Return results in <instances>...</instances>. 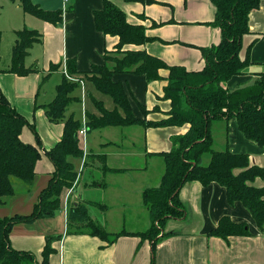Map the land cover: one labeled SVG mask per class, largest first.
<instances>
[{
  "label": "crops",
  "instance_id": "crops-1",
  "mask_svg": "<svg viewBox=\"0 0 264 264\" xmlns=\"http://www.w3.org/2000/svg\"><path fill=\"white\" fill-rule=\"evenodd\" d=\"M110 1L125 14L128 24L143 26L150 39L142 46H126L123 50H144L168 66L200 72L205 66L203 49L215 47L221 41L220 29L212 24L216 9L211 0ZM35 3L46 11H62V22L53 25L41 21L25 14L18 2L0 0V12H5L3 26H0V64L2 56L8 55L7 64L0 66V91L34 128L39 142L30 126L22 129L21 141L33 146L39 143L41 148L32 187L25 192L24 185L17 183L15 194L0 206V218L30 215L40 192L50 180L54 169L44 151L59 142L63 124L49 122L43 106L53 100L66 61L74 60L76 70L86 73L92 66L101 65L104 52L113 51L118 43L117 37L105 36L95 28L93 14L102 8L103 0H69L66 6L63 0H35ZM248 24L249 33L242 37L239 56H247L250 65L226 82L229 91L250 87L259 80V74H264V0L249 14ZM23 28L36 30L42 35V42L33 45L25 59L26 68L36 66L40 72L19 77L6 71L11 65L15 32ZM51 65L60 67L40 86ZM159 76L161 79L152 82H145L142 76L132 74L113 76L114 82L124 86L136 119L159 122L166 118L171 105L162 97L168 72L162 70ZM96 92L85 81L84 92H77L81 103L71 104L67 111V116L73 114L75 119L82 121L81 130L85 128L78 136L83 157L72 160L77 171L76 181L71 188L62 191L59 210L68 218L69 208L66 210L65 204L68 198L71 204H84L91 220L106 233L125 232L127 235L120 236L111 245L98 237L69 235L67 228L59 236H52L49 230L37 228L38 225L42 228V223L48 220L40 218L11 229V248L31 253L35 264L42 262L46 237L59 238L51 245L54 253L49 256L48 264H150L152 258L153 264H264V226L259 229L240 202L228 204L225 189L217 183L202 186L198 182H189L181 188L178 196L185 208V217L166 222L163 233L169 236L155 245L152 255L151 243L136 236L150 227L142 194L146 189L159 186L165 172L164 160L159 155L169 152L173 148V139L184 135L189 125L163 128L109 126L88 132L84 112L97 114L92 100L105 105L101 94ZM84 93L86 99L81 97ZM111 107L106 109H114V105ZM211 135L213 149L220 151L227 147L233 154L247 155L250 165L264 168V148L243 136L236 119L213 123ZM88 156L100 157L104 164L99 159L91 162ZM209 160L210 155L205 154L203 163L207 165ZM250 185L262 188L264 181L256 179ZM89 193L96 194L94 201L87 198ZM8 207L13 211L11 216L5 213ZM89 209L94 210L93 214ZM223 216L234 223H245L248 235L227 239L209 237L208 233Z\"/></svg>",
  "mask_w": 264,
  "mask_h": 264
},
{
  "label": "trees",
  "instance_id": "trees-1",
  "mask_svg": "<svg viewBox=\"0 0 264 264\" xmlns=\"http://www.w3.org/2000/svg\"><path fill=\"white\" fill-rule=\"evenodd\" d=\"M11 1L18 2L25 14L41 21L53 25L62 22V11L43 10L35 0ZM125 1L150 3L152 0ZM260 1L211 0L216 9L212 24L220 29L221 41L215 47L203 49L205 66L200 72H187L182 67L166 65L144 50H123L125 46H142L150 39L145 35L143 26L128 24L121 10L110 0H103L102 8L93 14L95 28L105 36L117 37L118 43L113 51L104 52L101 65L92 66L86 73L76 70L74 60L66 61L67 75L78 81L72 82L62 73V81L55 88L53 100L43 106L49 122L63 124L59 142L49 151H44L54 170L30 215L0 218V264H35L31 253L11 248V229L17 224L53 217L60 208L62 191L71 188L76 181L77 171L72 160L83 157L77 139L82 123L73 114L67 116V111L71 104L81 103L80 96L77 97V92H81L82 87L79 80L89 82L95 91L109 97L114 105V109L107 110L101 101L92 100L97 114L84 112L88 132L109 126L163 128L189 125L184 135L173 139V148L159 155L165 163V172L159 186L146 189L142 194L143 205L149 212L150 227L145 233L136 236L151 243L152 255L155 245L169 236L163 233L166 222L185 217V208L178 195L181 188L189 182H198L202 186L211 183L222 186L226 191L228 204L240 202L251 214L257 227L262 229L264 187L255 188L250 184L256 179L264 181V168L250 165L247 155L233 154L227 147L220 151L213 149L211 135L213 123L221 120L227 123L234 118L243 136L264 148V74H259V80L250 87L229 91L225 86L229 79L241 74L250 65L247 56H239L241 40L249 33V14L259 7ZM15 35L11 65L6 72L19 77L39 73L36 66L26 68L25 59L33 45L42 42V35L27 28L15 32ZM59 67L51 65L50 72L42 79L40 86ZM162 70L168 72L162 98L170 101L171 105L166 118L159 122L136 119L132 115L124 86L114 82L113 76L132 74L142 76L145 82H152L161 79L159 72ZM81 97L86 99L87 96L84 93ZM25 126H30L36 136L34 128L0 91V206H4L6 199L15 194L13 179L24 185L25 192L30 190L35 179V165L41 157V148L39 143L33 146L21 141L20 134ZM36 139L38 141L37 136ZM205 154L210 155L207 165L203 163ZM88 159L91 162L99 159L104 164L100 157L88 156ZM67 234L98 237L107 245L113 244L120 236L127 235L125 232L111 235L106 233L91 220L87 207L81 203H72L69 207ZM247 235L245 223H234L227 216L221 217L216 227L208 233L209 237L221 239ZM58 239L46 237L41 264H48L49 256L54 253L51 245ZM153 260L154 258L150 264H153Z\"/></svg>",
  "mask_w": 264,
  "mask_h": 264
},
{
  "label": "rangeland",
  "instance_id": "rangeland-1",
  "mask_svg": "<svg viewBox=\"0 0 264 264\" xmlns=\"http://www.w3.org/2000/svg\"><path fill=\"white\" fill-rule=\"evenodd\" d=\"M4 11V10H3ZM0 12V26H3L2 24H3V22H2V18L4 17V15H5V12ZM4 37H5V39H7V34H5L4 33ZM126 47V46H125ZM125 51H127V50H129L128 48H125L124 49ZM8 53V52H7ZM4 54V53H3ZM3 58H2V63L0 64V66H4L3 64H7V59H8V55L7 54H5V55H3L2 56ZM70 76V75H69ZM66 78V77H65ZM73 78V77H72ZM79 83H80V85L82 86L81 87V90L84 92V90H85V80H79ZM97 94H99L98 92H96ZM96 98H98L97 97V95L95 96ZM103 100H104V102H105V105H104V107L105 108H107V109H110V108H112L111 107V105H113L112 103H111V99L109 98V97H106V96H103V95H101L100 96ZM100 99V98H99ZM81 123H82V121H80ZM85 129V128H84ZM87 134V133H86ZM92 135H93V133H92ZM78 139V141L80 140L79 138H77ZM13 186H14V189H16V191H17V189L18 188H15L16 187V184L18 183V181L17 180H15V179H13ZM71 191V190H70ZM87 196V198H90V200H93L94 201V198H96V194H88V195H86ZM94 196V197H93ZM68 199V198H67ZM67 199H65V204H67V209L66 210H68V208L70 207V205H71V203H69L68 202V200ZM7 200L8 199H6V202H7ZM89 210H91V209H89ZM88 210V211H89ZM93 211L94 210H91V214H93ZM12 212L13 211H11V209H10V207H8V208H6V210H5V213H6V215H8V216H11V214H12ZM89 213V214H90ZM66 214H67V211H66ZM66 220H67V217L64 215V213H63V211L62 210H59V213H57V215L56 216H54V217H51V218H48V220L46 221V222H44V223H42V228H41V225H38L37 226V228H39V229H44V230H49L48 232H49V234H53L52 236H59V234H62V230H66V228H67V222H66ZM51 232V233H50ZM25 264H31V263H29V262H25Z\"/></svg>",
  "mask_w": 264,
  "mask_h": 264
},
{
  "label": "built area",
  "instance_id": "built-area-1",
  "mask_svg": "<svg viewBox=\"0 0 264 264\" xmlns=\"http://www.w3.org/2000/svg\"><path fill=\"white\" fill-rule=\"evenodd\" d=\"M68 2H69V0H63L64 6H66V4H67ZM62 73L65 75V77H66L68 80H70V81H72V82H77V81H78L77 79L72 78V76L67 75V72H66V68H65V67H63V71H62ZM83 133H84V129L81 130V131H79V135H82Z\"/></svg>",
  "mask_w": 264,
  "mask_h": 264
}]
</instances>
